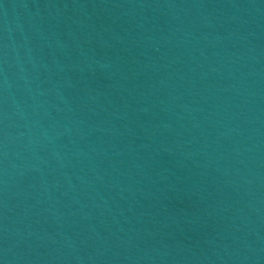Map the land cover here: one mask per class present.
<instances>
[{
  "label": "water",
  "instance_id": "1",
  "mask_svg": "<svg viewBox=\"0 0 264 264\" xmlns=\"http://www.w3.org/2000/svg\"><path fill=\"white\" fill-rule=\"evenodd\" d=\"M0 264H264V0H0Z\"/></svg>",
  "mask_w": 264,
  "mask_h": 264
}]
</instances>
